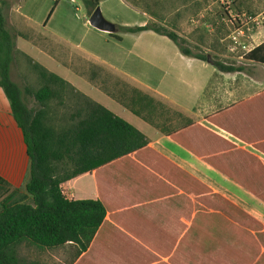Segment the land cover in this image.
Instances as JSON below:
<instances>
[{
	"label": "trees",
	"instance_id": "obj_1",
	"mask_svg": "<svg viewBox=\"0 0 264 264\" xmlns=\"http://www.w3.org/2000/svg\"><path fill=\"white\" fill-rule=\"evenodd\" d=\"M82 1L89 15L101 2ZM125 1L150 21L145 26H117V32L110 34L114 39L153 31L168 37L184 56L207 62L222 73L246 71L242 65L195 54L175 29L162 24L164 18L150 8L148 0L145 7L140 0ZM12 7L9 0H0V88L23 131L31 167L29 180L19 189L0 177L4 197L0 202V264H26L20 257L26 243L41 250L72 243L78 248L76 257L89 254L100 235L114 228L103 193L124 190L137 198L146 188H158L172 203L185 204L188 217L181 240L163 248L149 244L148 252L156 251L166 261L154 257L147 264H264V224L151 148L147 137L132 124L19 50L18 39L22 38L54 55L46 44L55 42L33 29L25 33L11 27ZM245 59L264 65V42ZM21 64L31 82L20 84L13 79V69ZM89 65L92 68L81 73L88 82L264 203L263 159L115 72ZM237 108L218 111L206 121L264 155L263 147L234 127L230 117ZM89 173L95 176L100 198L69 200L63 185Z\"/></svg>",
	"mask_w": 264,
	"mask_h": 264
},
{
	"label": "crops",
	"instance_id": "obj_2",
	"mask_svg": "<svg viewBox=\"0 0 264 264\" xmlns=\"http://www.w3.org/2000/svg\"><path fill=\"white\" fill-rule=\"evenodd\" d=\"M99 7L103 16L118 26H145L150 21L147 14L124 0H101ZM82 10L89 17L81 1L79 12ZM10 16L21 18L36 33H41L67 51L66 56H59L55 52L52 55L30 41L18 39L19 50L69 81L79 91L85 83L83 80H88L70 67L75 55L117 73L195 123L264 160V155L249 143L206 121L207 116L238 105L237 112L230 117L234 127L242 130V135L254 141L256 146L264 148V65L244 59L249 65V68L244 66L246 71L222 73L207 62L184 56L168 37L153 31L122 34V40L118 41L110 33L94 28L88 21L82 22L69 0H21L13 5ZM9 22L11 24L10 19ZM260 34L264 36L263 28L257 32L253 29L250 33L251 42H257L253 49L264 42L257 41ZM252 64L255 68H252ZM71 75L76 79H69ZM104 95L107 98H94L95 101L101 102V105L140 130L151 148L264 224L262 201L110 96ZM30 167L31 159L23 131L13 116L9 99L0 88V177L11 188L19 189L29 180ZM63 192L69 200L100 198L95 176L90 173L65 183ZM103 199L109 206L108 216L114 228L100 235L99 243L91 247L89 254L86 251L80 257H75L71 264H147L154 257L163 258L165 262L166 259L156 251L151 250L153 254L148 252L149 244L166 247L172 241L181 240L187 230L185 204L172 203L160 194L158 188H146L138 192L137 198L129 197L124 190H109L103 193ZM64 247L69 252L78 249L72 243Z\"/></svg>",
	"mask_w": 264,
	"mask_h": 264
},
{
	"label": "rangeland",
	"instance_id": "obj_3",
	"mask_svg": "<svg viewBox=\"0 0 264 264\" xmlns=\"http://www.w3.org/2000/svg\"><path fill=\"white\" fill-rule=\"evenodd\" d=\"M9 1L13 6L20 3L21 0ZM81 1L77 0L79 8L81 7ZM144 1L140 0V5L143 7H145ZM148 4L154 12L164 18L162 24L170 30L175 29L181 40H183L184 46L190 48L195 54L210 55L216 60L227 64L246 65L249 68L248 62L240 58L243 52L231 54L229 51L230 35L234 30V26L230 21V12L234 14L247 12L253 16H259L263 19V26L261 28L255 26L254 32L260 31V29H264V0H148ZM87 12L89 14V9H87ZM224 14H226V17ZM79 15L82 18V22H89L90 15L87 17L83 10L79 12ZM10 21L14 25L10 24L11 27L19 28L25 33L32 32L30 26L21 18L17 17L15 19L12 17ZM251 39L249 42L252 41ZM263 40L264 36L260 34L257 41L261 43ZM256 44L257 42H253L252 46ZM46 45L50 46L48 49L54 51L55 54L66 56L67 51L57 43ZM70 64V67L76 73L89 71L92 68V65H89L88 61L79 58L78 55L73 57ZM251 66L255 68L254 64ZM25 70L22 64L14 68L12 72L13 79L20 84L26 83L28 81V74ZM109 78L114 81V78ZM69 79L75 80L76 77L71 75ZM83 81L85 83L81 86L82 93L93 99L107 98L103 92L91 87L88 81ZM3 198L2 194H0V202ZM77 250L69 252L66 247L59 248L56 251L41 250L26 243L20 250V257L26 264H71V260H74L76 257Z\"/></svg>",
	"mask_w": 264,
	"mask_h": 264
},
{
	"label": "built area",
	"instance_id": "obj_4",
	"mask_svg": "<svg viewBox=\"0 0 264 264\" xmlns=\"http://www.w3.org/2000/svg\"><path fill=\"white\" fill-rule=\"evenodd\" d=\"M75 6L77 17L80 10L77 0H69ZM230 21L234 26V30L230 35L229 51L231 54H238L243 52L241 59H245L246 54L253 50L250 33L255 26L260 27L263 25V19L259 16H253L247 12L233 13L230 12Z\"/></svg>",
	"mask_w": 264,
	"mask_h": 264
},
{
	"label": "water",
	"instance_id": "obj_5",
	"mask_svg": "<svg viewBox=\"0 0 264 264\" xmlns=\"http://www.w3.org/2000/svg\"><path fill=\"white\" fill-rule=\"evenodd\" d=\"M89 22L94 28L108 32L110 34L117 32V27L114 23L108 21L101 11V8L98 6L93 13L90 15Z\"/></svg>",
	"mask_w": 264,
	"mask_h": 264
}]
</instances>
